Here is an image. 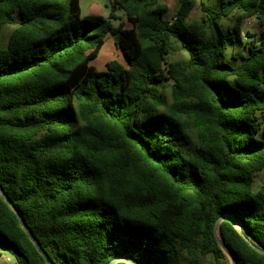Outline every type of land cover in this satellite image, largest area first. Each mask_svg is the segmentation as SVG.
Instances as JSON below:
<instances>
[{"label": "trees", "instance_id": "16d2710c", "mask_svg": "<svg viewBox=\"0 0 264 264\" xmlns=\"http://www.w3.org/2000/svg\"><path fill=\"white\" fill-rule=\"evenodd\" d=\"M111 1L131 27L81 18L79 0H0V190L52 264H228L218 241L264 264V29H242L264 0H200L196 20L195 0L172 18L163 0ZM108 32L128 65L97 71ZM220 215L239 228L215 235ZM0 246L46 264L1 195Z\"/></svg>", "mask_w": 264, "mask_h": 264}, {"label": "rangeland", "instance_id": "374dc122", "mask_svg": "<svg viewBox=\"0 0 264 264\" xmlns=\"http://www.w3.org/2000/svg\"><path fill=\"white\" fill-rule=\"evenodd\" d=\"M195 8L192 10V18L198 19L200 16L199 10V1L195 0ZM206 3L214 6V0H203ZM165 5L167 6V11L165 13L166 18H172L175 14L176 9L179 5V0H163ZM79 8H80V16L83 17H91L92 15H99L104 18H108L110 13L113 12L116 16L115 19L111 18L110 22L113 27H116L119 23H123L124 28L131 27L130 23L126 20L125 14L123 11L117 8H112L111 0H79ZM232 16H228L223 19V26L227 27L231 25ZM13 25H5L2 27L1 35L3 41L6 40L9 31L12 29ZM242 29L247 30L252 34L259 33L260 30L264 29V23H258L254 19H250L245 21L242 24ZM231 47L227 49V57L230 59L232 63L238 62V56L240 52H244L242 47H238L233 50V55L231 53ZM110 60H115L121 63L123 66H127L128 63L126 59L123 57L120 49L114 43V35L111 32L106 33L103 39V44L96 55L95 58L90 60V64L97 70L103 71L106 69V63ZM168 60L173 61H186L187 53L180 47L178 43H172L171 48L168 53ZM160 91L164 95L165 103L162 106L158 107L159 111H165L171 101V89L170 83L165 82L163 86L160 87ZM264 182V169L257 172L254 175V179L252 182V188L257 189ZM0 264H16L15 257L9 253L4 247L0 246ZM228 264L229 260H228Z\"/></svg>", "mask_w": 264, "mask_h": 264}, {"label": "water", "instance_id": "95a60500", "mask_svg": "<svg viewBox=\"0 0 264 264\" xmlns=\"http://www.w3.org/2000/svg\"><path fill=\"white\" fill-rule=\"evenodd\" d=\"M0 195L2 196L3 200L11 207V209L13 210V212L15 213L16 217H17V220H18V223L20 225V227L23 229V231L25 232V234L28 236V238L32 241V243L34 244V246L36 247V249L38 250V252L43 256L44 258V261L46 264H52L49 259L46 257L44 251L41 249V247L38 245V243L34 240L32 234L30 233V231L28 230L25 222L23 221L20 213L18 212V210L12 205L9 203V201L7 200L6 196L2 193V191L0 190ZM224 218H228L230 219L231 221L234 222L235 226L237 228H239V224L238 222L233 219L231 216H228V215H220L214 222V225H213V233L216 235V231H217V226L218 224L220 223V221ZM239 233L241 234V231L238 230ZM223 253L226 255L227 259L229 260V263L230 264H235V260H234V257L232 256V254L228 251V249L226 248V246L224 245V243L222 241H218ZM256 250L258 252H260L261 254L264 255V250L260 249L259 247H256ZM118 261H124L126 262L127 264H132L131 261L128 259V258H125V257H114L112 258L108 264H115L116 262Z\"/></svg>", "mask_w": 264, "mask_h": 264}]
</instances>
